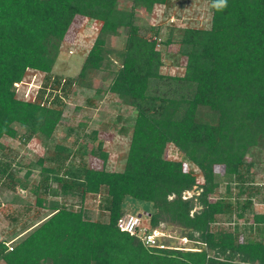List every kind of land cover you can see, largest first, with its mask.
<instances>
[{
	"label": "trees",
	"instance_id": "trees-1",
	"mask_svg": "<svg viewBox=\"0 0 264 264\" xmlns=\"http://www.w3.org/2000/svg\"><path fill=\"white\" fill-rule=\"evenodd\" d=\"M123 1L131 6H123ZM171 1L0 0V148L4 136L25 143L37 134L52 138L64 121L65 100L74 83L98 72L105 73L108 85L96 88V94L111 92L137 112L120 170L106 167L109 153L100 132L93 130L87 144L77 148L75 140V151L58 146L73 157L80 155V162L43 166L34 188L39 206L45 195L61 191L77 194L82 203L89 195L103 194L107 219L92 220L85 207L76 210L75 204L61 202L12 250L6 239L0 240V261L264 264V213L254 210L256 197L264 204V184L253 173L254 165L264 162V0H201L212 4L211 26L185 27L177 33L169 27L163 44H178L176 54L157 48L153 35L160 38L161 27H152L153 35L145 36L136 23L137 9L150 14L157 4ZM78 15L101 26L79 74L67 79L53 69ZM121 35L125 44L117 50L110 40ZM165 56L181 59L184 73L164 72ZM29 69L44 73L34 101L16 95L15 83L23 81ZM170 144L178 148L180 160L167 157ZM86 155L101 159V166H91ZM185 161L200 169L202 184L185 169ZM217 167L230 178L226 184L218 180ZM18 170L0 157V181L8 177L15 182ZM31 173L27 170L26 176ZM52 182L59 183L60 190ZM131 200L151 204V229L164 223L166 230L178 231L165 238L167 247H148L140 237L119 229ZM175 237L196 245H171Z\"/></svg>",
	"mask_w": 264,
	"mask_h": 264
},
{
	"label": "rangeland",
	"instance_id": "rangeland-1",
	"mask_svg": "<svg viewBox=\"0 0 264 264\" xmlns=\"http://www.w3.org/2000/svg\"><path fill=\"white\" fill-rule=\"evenodd\" d=\"M122 5L130 7L131 3L123 1ZM212 14V4L209 1L172 0L168 5L157 4L150 14L143 9H137L136 23L139 24L141 33L145 36L153 35L152 27H161V37L157 40L159 42L157 48L163 53L167 51L176 54L179 49L178 44L168 47L163 44L168 28L175 27L176 33L185 27L207 28L211 26ZM90 26L100 28L101 22L87 20L80 15L75 17L62 43L61 53L53 69L54 74L62 75L63 78L67 79L76 77L79 74L84 57L91 48L94 37L98 32L97 29H94L96 33L91 35L89 32L91 31ZM124 44L123 35L110 40V45L117 50L122 49ZM71 48L74 49L73 54L69 52ZM164 60V72L170 74L184 73L181 59L165 56ZM43 74L38 70H27L24 81L29 84L21 85V91H16L17 97L33 99L36 91L35 84L40 82ZM104 77V72H98L88 79L74 83L65 100L64 121L57 128L52 138L49 139L37 134L27 143L21 141L20 138L9 136L2 138L3 147L0 148V157L11 162L13 168H19V170L15 172V182L8 177L2 178L0 181V239L9 238L11 240L15 239V243L18 242L25 236L27 231L38 226L53 213L52 206L59 205L61 202L75 204L74 209L76 210L80 209L81 206L85 207L86 217L92 220L107 219V213L101 207L103 194L89 195L82 203L77 194L69 195L61 191L59 195H45L44 205L39 206L36 203L37 194L34 191V188L40 182L43 166L54 167L58 163L68 165L74 159L76 162H80V155L73 157L68 152L59 150L58 146H65L75 151V140L79 139L77 148L81 147L82 144H87V134L93 130L100 132L99 138L104 140V150L109 153L106 167L109 170H120L123 167L137 112L111 92H105L101 95L96 94V88H105L108 85V80ZM55 92L56 90L52 93ZM58 92L60 93L59 90ZM45 95L47 96L48 93L46 92ZM89 98L94 99L92 104L89 103ZM15 126L20 134L24 132L21 126ZM68 126H71L73 131ZM97 143L98 141L95 142L96 145ZM177 150L174 144H170L167 148V157L180 160L181 154L179 152L177 155ZM59 157L61 162L58 161ZM40 160H43L41 165ZM85 160L96 168H99L102 163L101 159L93 156L88 159L86 155ZM184 167L186 170H192L193 168L188 161H185ZM29 169L32 173L27 177L26 171ZM217 172L219 173L218 180L222 184L230 181V178L223 174L221 168L217 167ZM253 173L257 175L258 181L264 184V162H257L254 165ZM195 174L197 181L202 184L204 177L201 172L198 171ZM52 186L60 190L59 183L52 182ZM262 190L264 191V187H262ZM220 191L223 192L224 187L220 188ZM194 193V190L190 191L188 196H192ZM127 207L129 213H142L144 224L149 223L147 213L151 208V204L131 200ZM254 207L256 212L264 213V204L259 202L257 197ZM248 216L252 220V214L248 213ZM239 222H244V220L242 219ZM162 225L166 226L164 223ZM224 226H228L227 223ZM168 229L174 236L178 233L176 229L170 227ZM175 239V242L171 241V245L185 246L186 248L196 245L193 241L184 243L178 237H175ZM0 264H5V262L1 260Z\"/></svg>",
	"mask_w": 264,
	"mask_h": 264
},
{
	"label": "built area",
	"instance_id": "built-area-1",
	"mask_svg": "<svg viewBox=\"0 0 264 264\" xmlns=\"http://www.w3.org/2000/svg\"><path fill=\"white\" fill-rule=\"evenodd\" d=\"M85 19L99 22L98 20L90 19L87 17ZM90 27H91L90 28L91 31H89V32L91 35L96 33V31L94 29H97V31L100 29L97 27L96 28H92V26H90ZM153 39L157 40L159 38H157V36H154ZM69 52L71 54H73L74 49L71 48L69 50ZM29 70H34V69H29ZM43 78H44V74H43ZM43 78L40 80V82H38V84H35L36 91L34 92V98L33 99L22 98L23 100L34 101L37 98V94H38L39 89L41 88ZM22 84H29V83L25 82L24 79L21 82L15 83L17 92L21 91V85ZM176 149H178V148L176 147ZM176 153L178 155L179 150H177ZM175 159H177V158H174V160ZM190 165L193 166L192 171L194 173H198V171H200V169L196 165L192 164L191 162H190ZM187 171H190V169ZM198 183H201V182L199 181ZM189 192L190 191H187L185 193L184 197H188ZM118 227L123 232H127V233H130L131 235H136V236L140 237L142 242L148 247L165 248V247H167L166 243H164L165 238H171L174 236L171 232L166 230L163 225L160 226L159 228L151 229L148 224H146V223L144 224L143 215L139 216L138 214H134V213H127L123 217H121L118 221ZM2 239L3 238H1L0 240H2ZM181 239L184 243L189 242V240L187 238H181ZM8 246H9V249L12 250L14 247L13 242H8Z\"/></svg>",
	"mask_w": 264,
	"mask_h": 264
},
{
	"label": "crops",
	"instance_id": "crops-1",
	"mask_svg": "<svg viewBox=\"0 0 264 264\" xmlns=\"http://www.w3.org/2000/svg\"><path fill=\"white\" fill-rule=\"evenodd\" d=\"M4 239H6L8 242H14V243H15V239H12V240L9 239V238H4ZM14 243H13V244H14Z\"/></svg>",
	"mask_w": 264,
	"mask_h": 264
},
{
	"label": "water",
	"instance_id": "water-1",
	"mask_svg": "<svg viewBox=\"0 0 264 264\" xmlns=\"http://www.w3.org/2000/svg\"><path fill=\"white\" fill-rule=\"evenodd\" d=\"M138 215H139V216H142L143 214H142V213H139Z\"/></svg>",
	"mask_w": 264,
	"mask_h": 264
}]
</instances>
